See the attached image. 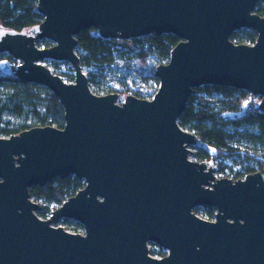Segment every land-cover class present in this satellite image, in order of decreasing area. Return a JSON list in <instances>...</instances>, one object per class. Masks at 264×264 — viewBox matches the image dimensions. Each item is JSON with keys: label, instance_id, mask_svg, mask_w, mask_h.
<instances>
[{"label": "water", "instance_id": "obj_1", "mask_svg": "<svg viewBox=\"0 0 264 264\" xmlns=\"http://www.w3.org/2000/svg\"><path fill=\"white\" fill-rule=\"evenodd\" d=\"M259 0H37L43 22L30 32L0 29V76L15 74L60 101L64 129L37 127L0 138V264H264V174L216 177L190 147L215 151L178 119L195 89L227 87L261 100L264 114V18ZM104 40L150 35L180 40L151 99L97 95L76 54L77 37ZM255 45L231 41L239 30ZM47 40L51 48L37 42ZM67 62L74 83L41 62ZM118 95H121L120 93ZM71 176L84 189L48 220L30 189ZM216 210L214 220L193 212ZM61 220L84 234L54 227ZM149 244L168 254L153 257Z\"/></svg>", "mask_w": 264, "mask_h": 264}, {"label": "trees", "instance_id": "obj_2", "mask_svg": "<svg viewBox=\"0 0 264 264\" xmlns=\"http://www.w3.org/2000/svg\"><path fill=\"white\" fill-rule=\"evenodd\" d=\"M37 0H0V29L11 32H30L43 22L36 11ZM255 13L264 18V0H259ZM258 35L252 30L235 32L231 41L237 45H255ZM76 54L86 71L90 89L94 94L109 95L124 93L123 85L130 90L128 78L148 74L147 77L160 84L155 76L158 67L169 63L172 51L180 43L173 35H150L130 41L104 40L98 32L90 29L78 37ZM47 49L52 43L37 42ZM14 62L11 56H3ZM71 66V65H70ZM74 71L73 67H70ZM61 76V74H56ZM67 76V75H64ZM68 83H74V74ZM63 79V78H62ZM135 97L153 98L155 91H148L136 83ZM160 86V85H159ZM0 138H10L37 127L64 129L65 113L59 99L47 88L22 82L14 73L0 76ZM251 95L227 87L207 86L195 89L187 102L186 109L178 119L179 126L198 136L215 153L197 148L196 162L230 160L239 171L234 180H243L248 175L264 172V114L256 106L261 98L250 100ZM118 101V98H117ZM5 114L17 122H5ZM226 167H221L223 172ZM85 183L74 176L65 180L56 179L44 187L30 189V198L43 206L38 213L42 219L62 207L66 201L84 189ZM205 217L214 220L216 210L204 208ZM73 232H83L81 225L64 220ZM164 256L163 252H154Z\"/></svg>", "mask_w": 264, "mask_h": 264}, {"label": "rangeland", "instance_id": "obj_3", "mask_svg": "<svg viewBox=\"0 0 264 264\" xmlns=\"http://www.w3.org/2000/svg\"><path fill=\"white\" fill-rule=\"evenodd\" d=\"M8 64H9V66L13 70H15L21 64V62L14 60V62H9ZM41 64H43L48 69H50L54 74H61V76L63 75L62 78L67 83H68V81H67L68 78L67 77L70 76L71 74H74V71H71L70 70V67H71L70 64L67 63V62H54V61L46 60V61L41 62ZM84 73L87 74L86 71H84ZM64 75H67V76H64ZM147 75L148 74H144L143 76H140V77L136 78V80H134L131 77L128 78V81L130 83V87H131L132 90L128 89L126 87V85H123L124 93L123 94L120 93L121 94L120 95L121 97H119V99H118L119 104H122L125 101V99H126V97L128 95H134V92L133 91H135L137 89L136 83H138L140 86L144 87L145 89H147L150 92L151 91L153 92V91H155V89H158L159 88V85L160 84H157L155 82V80L147 77ZM100 95H102V94H100ZM2 97L3 96L0 95V99H2ZM149 98H151V97H149ZM255 98L257 99V98H260V97H253V96H251L250 100H253ZM3 120L5 122L10 121V120L13 121V123L17 122L15 119H13L8 114H5V116L3 117ZM190 149L193 152L194 158L196 160L195 155L197 153V148L190 147ZM208 163L210 164L209 167L212 164L215 166V168H216L215 169L216 177H228L231 180H234V176L240 170L239 167H234L233 166V163L230 160H213V161H210ZM221 167H226L223 172L219 171V169ZM263 174H264V172H263ZM40 205L42 206V204H40ZM193 212L197 213L198 215H200L202 217H205L204 207H198V208L194 209ZM42 220H47V219H42ZM68 226L69 225H67L64 222V220H61L58 224L54 225V227H62L66 231H68L70 233H74V234H84V231L83 232H79V233H75V232H73L72 229H69ZM148 249H149V253H150L151 256L158 257V258H162L160 255L154 254V252L159 253L160 251H162V249L158 248L156 245L149 244ZM162 252H164V251H162ZM163 254L166 256L167 255V252H165Z\"/></svg>", "mask_w": 264, "mask_h": 264}, {"label": "flooded vegetation", "instance_id": "obj_4", "mask_svg": "<svg viewBox=\"0 0 264 264\" xmlns=\"http://www.w3.org/2000/svg\"><path fill=\"white\" fill-rule=\"evenodd\" d=\"M3 56H9L8 54H2V55H0V68H2L3 67V65L5 64V63H9V61L7 60V59H5V58H3ZM204 208H206V207H204ZM213 209V208H212ZM159 248V247H158ZM162 251H164V250H162ZM166 251H164L163 253H165ZM168 254V253H167ZM167 256V255H166ZM165 255L162 257V258H164V257H166ZM161 259V258H160Z\"/></svg>", "mask_w": 264, "mask_h": 264}]
</instances>
